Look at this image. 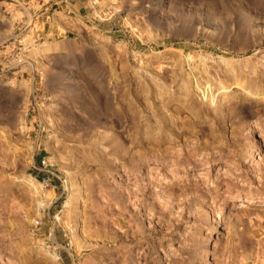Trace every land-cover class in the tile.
Segmentation results:
<instances>
[{
  "label": "rangeland",
  "instance_id": "1",
  "mask_svg": "<svg viewBox=\"0 0 264 264\" xmlns=\"http://www.w3.org/2000/svg\"><path fill=\"white\" fill-rule=\"evenodd\" d=\"M0 203V264H264V0H0Z\"/></svg>",
  "mask_w": 264,
  "mask_h": 264
},
{
  "label": "bare ground",
  "instance_id": "2",
  "mask_svg": "<svg viewBox=\"0 0 264 264\" xmlns=\"http://www.w3.org/2000/svg\"><path fill=\"white\" fill-rule=\"evenodd\" d=\"M243 86V85H242ZM225 88V87H224ZM248 92H250V93H256V89H253V90H251V89H249V90H247ZM213 95H211V97H212ZM211 97H210V99H211ZM2 174V173H1ZM3 188V187H2ZM0 205H1V203H0ZM4 206V205H3ZM1 212V211H0Z\"/></svg>",
  "mask_w": 264,
  "mask_h": 264
}]
</instances>
